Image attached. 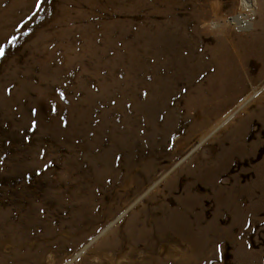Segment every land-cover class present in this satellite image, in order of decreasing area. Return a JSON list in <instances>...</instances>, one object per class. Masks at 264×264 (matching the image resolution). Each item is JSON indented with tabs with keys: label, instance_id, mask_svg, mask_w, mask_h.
Masks as SVG:
<instances>
[{
	"label": "rangeland",
	"instance_id": "obj_1",
	"mask_svg": "<svg viewBox=\"0 0 264 264\" xmlns=\"http://www.w3.org/2000/svg\"><path fill=\"white\" fill-rule=\"evenodd\" d=\"M0 49V264H264V0H0Z\"/></svg>",
	"mask_w": 264,
	"mask_h": 264
},
{
	"label": "snow or ice",
	"instance_id": "obj_2",
	"mask_svg": "<svg viewBox=\"0 0 264 264\" xmlns=\"http://www.w3.org/2000/svg\"><path fill=\"white\" fill-rule=\"evenodd\" d=\"M3 54V50L2 49H0V55H2ZM35 127V122H33V128Z\"/></svg>",
	"mask_w": 264,
	"mask_h": 264
}]
</instances>
